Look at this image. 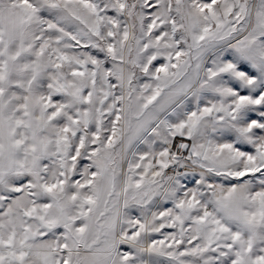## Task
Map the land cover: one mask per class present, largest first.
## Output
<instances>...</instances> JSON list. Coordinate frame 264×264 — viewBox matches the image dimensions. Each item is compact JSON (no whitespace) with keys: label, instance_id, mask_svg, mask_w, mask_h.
Segmentation results:
<instances>
[{"label":"snow or ice","instance_id":"1","mask_svg":"<svg viewBox=\"0 0 264 264\" xmlns=\"http://www.w3.org/2000/svg\"><path fill=\"white\" fill-rule=\"evenodd\" d=\"M0 264H264V0H0Z\"/></svg>","mask_w":264,"mask_h":264}]
</instances>
